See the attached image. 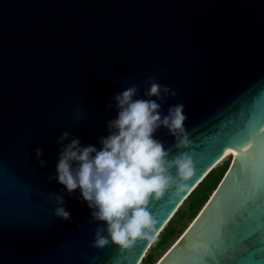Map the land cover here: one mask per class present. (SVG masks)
Segmentation results:
<instances>
[{"label":"water","instance_id":"1","mask_svg":"<svg viewBox=\"0 0 264 264\" xmlns=\"http://www.w3.org/2000/svg\"><path fill=\"white\" fill-rule=\"evenodd\" d=\"M149 78L178 90L160 114L185 105L192 143L178 151L163 127L153 138L170 158L187 153L194 175L150 203L153 240L93 248L107 226L49 177L72 139L102 148L116 95L136 85L134 99H156ZM226 152L218 185L154 264H264V0H0V264H140ZM55 194L71 221L54 215Z\"/></svg>","mask_w":264,"mask_h":264},{"label":"clouds","instance_id":"2","mask_svg":"<svg viewBox=\"0 0 264 264\" xmlns=\"http://www.w3.org/2000/svg\"><path fill=\"white\" fill-rule=\"evenodd\" d=\"M145 83L150 87L144 96L156 99H134L139 93L136 85L116 95L118 117L108 122L110 134L100 138L102 148L81 147L78 139H72L60 150L57 175L49 177L50 181L58 178L69 195L79 188L81 202L91 210V219L107 226L97 227L90 245L93 248L103 249L111 243L124 251L131 250L139 240H153L157 221L148 211L150 203L160 200L173 187L183 191L185 182L194 175V162L187 153L170 158L171 150L153 138L163 127L174 138L178 151L191 146L185 128V105L169 107L162 118V105L157 102L175 98L178 90L157 83L155 78ZM69 136L68 131L63 132L57 143L64 144ZM42 157L43 149L38 148L35 159L45 167L47 161ZM53 198L58 205L54 215L71 221V214L63 206V195L55 194Z\"/></svg>","mask_w":264,"mask_h":264},{"label":"trees","instance_id":"3","mask_svg":"<svg viewBox=\"0 0 264 264\" xmlns=\"http://www.w3.org/2000/svg\"><path fill=\"white\" fill-rule=\"evenodd\" d=\"M229 162L226 161L219 167L212 169L190 193L159 233L158 237L151 244L140 264H154L156 262V260H154V255L160 252H165V245L167 242L178 233L177 226L180 225L182 228L187 227L183 220L186 219L189 223L193 220L199 209L207 201L212 191L218 185L229 165Z\"/></svg>","mask_w":264,"mask_h":264},{"label":"rangeland","instance_id":"4","mask_svg":"<svg viewBox=\"0 0 264 264\" xmlns=\"http://www.w3.org/2000/svg\"><path fill=\"white\" fill-rule=\"evenodd\" d=\"M226 161H230V156H227L226 158H224L217 166H215V168H217V167H219L220 165H222L224 162H226ZM183 222H185L186 223V225H188V223H189V221L188 220H186V219H184L183 220ZM185 228H182L180 225L179 226H177V231H178V233L176 234V235H174L168 242H167V244L165 245V249L167 250L168 248H169V246H171V244L177 239V237L183 232V230H184ZM165 250V251H166ZM162 253H164V252H160V253H157V254H155L154 255V260H158L160 257H161V255H162Z\"/></svg>","mask_w":264,"mask_h":264},{"label":"snow or ice","instance_id":"5","mask_svg":"<svg viewBox=\"0 0 264 264\" xmlns=\"http://www.w3.org/2000/svg\"><path fill=\"white\" fill-rule=\"evenodd\" d=\"M251 147V143L249 142L246 146H243V147H241V149H240V151H247L248 150V148H250Z\"/></svg>","mask_w":264,"mask_h":264},{"label":"bare ground","instance_id":"6","mask_svg":"<svg viewBox=\"0 0 264 264\" xmlns=\"http://www.w3.org/2000/svg\"><path fill=\"white\" fill-rule=\"evenodd\" d=\"M227 156H230V153H229V152H226V153L224 154V158H226Z\"/></svg>","mask_w":264,"mask_h":264}]
</instances>
